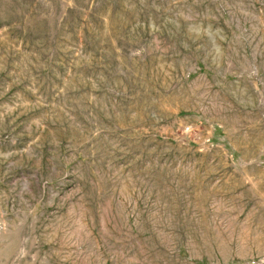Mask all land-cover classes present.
I'll list each match as a JSON object with an SVG mask.
<instances>
[{
	"label": "rangeland",
	"instance_id": "1",
	"mask_svg": "<svg viewBox=\"0 0 264 264\" xmlns=\"http://www.w3.org/2000/svg\"><path fill=\"white\" fill-rule=\"evenodd\" d=\"M0 264H264V0H0Z\"/></svg>",
	"mask_w": 264,
	"mask_h": 264
}]
</instances>
